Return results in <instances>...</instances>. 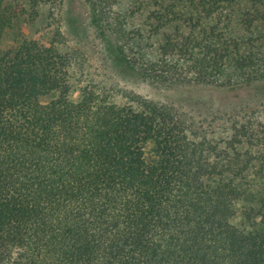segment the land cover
<instances>
[{
	"label": "trees",
	"instance_id": "1",
	"mask_svg": "<svg viewBox=\"0 0 264 264\" xmlns=\"http://www.w3.org/2000/svg\"><path fill=\"white\" fill-rule=\"evenodd\" d=\"M81 1L110 59L151 86L264 83V0ZM66 4L0 0V37L16 36L0 53V264H264V124L237 104L117 101L76 59ZM44 5L49 36H24Z\"/></svg>",
	"mask_w": 264,
	"mask_h": 264
},
{
	"label": "rangeland",
	"instance_id": "2",
	"mask_svg": "<svg viewBox=\"0 0 264 264\" xmlns=\"http://www.w3.org/2000/svg\"><path fill=\"white\" fill-rule=\"evenodd\" d=\"M128 2L129 0H121L122 6ZM81 3V0H67L64 8V32L68 36L70 44L78 51L76 59L80 61L84 59L86 62L85 71L97 81L113 87L117 92V101H124L123 94L125 92H135L153 100L180 106L183 109L192 111L195 115L200 112L204 113L206 110L221 112L227 110L233 104H237L239 107L244 108L242 111L237 110H239L238 114L244 117L245 120L250 119V122L254 125L264 124V83L246 84L245 80L242 79L235 80L227 88L216 85H187L172 88L151 86L139 79L135 73L125 68L119 61L110 59V51L106 50V46L99 40L97 32L91 28L87 10ZM45 15L46 5L42 6V13L33 24L21 28L24 36L37 38L40 41L47 38L49 35L46 31L50 19H46ZM138 25H140L139 21ZM15 37V33L11 30L0 37V53L16 44ZM90 64L91 66H88ZM70 96L73 99H77L79 96L74 85H72ZM50 98L43 97L42 101L46 102ZM210 120L207 117V121L203 123L205 127L208 125L207 129L210 132V137L217 147L226 146L228 148L226 143L227 138L230 136V129L226 128L228 125L217 126L218 122H224L223 118L217 119L209 125ZM262 135L264 136V134ZM149 150L150 145H146L147 157L150 156Z\"/></svg>",
	"mask_w": 264,
	"mask_h": 264
}]
</instances>
